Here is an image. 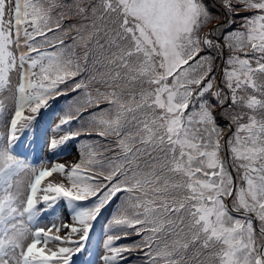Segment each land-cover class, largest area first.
<instances>
[{"label": "rangeland", "instance_id": "obj_1", "mask_svg": "<svg viewBox=\"0 0 264 264\" xmlns=\"http://www.w3.org/2000/svg\"><path fill=\"white\" fill-rule=\"evenodd\" d=\"M35 1L33 8L30 9L31 20H28L29 26L25 32L27 24L24 20L19 28L13 25L20 23V13L24 12L22 7L24 0H0V166L9 162L7 158L12 157L5 140L14 125L16 129L24 126L26 130L32 132L38 122V130L47 136L49 143L58 139L59 134L56 131H63L69 136L85 130L81 121L85 120L90 135L87 141L83 140L73 150L71 156L61 161H51L46 166L45 172L48 176L38 188L37 202L49 200L58 203L62 206L64 216L62 215V221L52 229L49 227L52 226L50 222L46 224L44 231L50 237V241L35 248L32 251L33 256L47 262L48 259L56 258L60 263H69L80 247L78 242L87 235V229L83 225H91L93 217L99 211L105 210L101 217L106 218L108 230L99 249L98 264H166L168 254L161 251L156 242L165 231L164 215L168 213L172 218L174 213H183V207L187 204L190 217L193 218L194 213L199 223L197 226L191 224L189 227H198V231L194 232L188 228L174 231L168 247L171 254L181 255L186 252L190 242H198L211 249L207 252L198 251L197 264H264V206L259 211H257L259 208L253 206V202L255 204L260 202L259 197L253 196V202L248 198L241 186L240 171L232 158L224 160L234 179L227 180L219 176L223 155H217V150L209 145H207L209 149L200 148L198 142L189 138L184 129L187 109H196L198 103L201 106H209L210 101L216 104L214 99H210L212 94L216 99H220H217L220 105L226 100L223 91L217 90L219 68H224L228 75L226 79L233 85L235 92L239 91L242 94L248 91L243 86L253 83L254 67L264 65V60H261L264 59V55L261 56L264 54V13L260 14L262 6L257 8L256 5H251V8H244L252 1L247 0L244 4L237 3L240 6L236 8L232 7L233 13L237 15L244 16L253 12L245 20L248 29V51L251 56L228 50L226 60L218 64V70L213 74L214 79L209 83L207 96L199 93L192 103L193 97H190L189 101L186 99L183 104H179L178 93L182 90V84L178 70L190 62L186 55V51L192 47V40L189 37L202 19V5L209 11L211 3L206 0H104L105 7L109 6L112 14L113 8H116L117 12L119 10L124 12L121 18L115 16L119 24L116 28V36L119 39L117 43L121 50L115 56L116 65L112 66L115 70L113 79L109 72H106L105 77L103 70L97 74L95 71L98 65H93L86 76L90 83L85 81L83 83L84 91L89 88L92 93L85 94L82 91L66 98H58L55 108L44 118L40 120L38 118L28 126L26 124L30 119L33 120V113L48 107L49 99L59 90L65 91L69 88L62 84L60 88L55 89L54 86L58 82L54 80L60 81L58 78L61 70L70 76L68 65H75L77 48H86L88 45L78 42L73 50L66 47V51L58 49L51 51L53 54L51 60L37 58L38 63L34 72L36 80L39 81L36 91L37 102L33 103L28 113L24 108L26 116L16 117L21 109L19 99L24 96L22 85L20 86L23 75L21 68L28 67L25 65L24 56L29 54L28 52L37 51L40 47H55L43 29L52 28L54 25L52 11L56 7L51 11V0ZM76 1L78 5L83 3L80 0ZM217 1L220 5L228 3L231 5L230 1L233 0ZM119 5H122V9ZM46 15L49 16L45 24L41 27L37 25L38 20ZM224 16L229 18L225 21ZM98 17L99 12L96 14V18ZM230 17L231 13L222 12L220 9L215 10L212 17L206 13L205 19L210 18L216 24L213 28L207 27L212 30L210 38L212 42L225 35L224 31L230 27ZM238 17L236 21H243L240 16ZM21 18L23 19V15ZM36 25L37 28H42L40 34L45 36L39 45L32 40ZM231 26L233 27V24ZM122 27L128 28L130 34L126 36L121 30ZM98 28L101 29V25ZM256 51H259V54ZM194 52L197 55L200 53ZM205 54H210L214 60L216 59L214 53ZM249 58L255 62L249 61ZM89 65L84 67L87 68ZM97 78L101 82L95 81ZM106 81H109V86ZM32 83L29 82L28 86ZM117 83L125 85L119 96L129 97L131 100L129 105H124L126 109L128 111L138 109L142 139L168 145L167 158L178 175L176 179L182 181L177 183L173 178L171 190H177V193L170 200H163L165 211L159 212L154 219L153 209H149L152 205L150 196L154 191L137 201V196L132 192L123 194L116 192V188L125 187V183L115 186L113 179L108 183L110 170L113 169L112 158L108 156L118 155V152L110 146L111 137L104 133L114 131L117 120L112 116V112L123 108V104H108L119 99L114 87ZM77 85L78 81L72 82V87ZM240 86L242 88L239 90ZM240 98L241 101L244 99L243 96ZM85 110L87 112L84 115L82 111ZM14 118L15 124L12 122ZM64 120L70 121L68 126L63 124ZM231 129L232 134H228L224 141L228 154L230 156L231 148L236 157L247 163L256 156V150L249 147L245 139L249 131L248 124L240 125L236 130L233 127ZM228 130L226 128V132ZM16 135V133L11 135L10 139H15ZM92 139L96 145L94 155L87 151L86 145ZM216 145H219L218 141ZM15 155L21 159V164H26L23 154ZM124 157L121 158L122 161ZM196 157L201 159L203 166L200 168H192L189 163ZM58 165L65 169H69L70 166L76 168L73 178L68 177L67 173L57 171ZM207 168H211L213 173L208 172ZM137 169L138 166H135L134 170ZM33 173L34 171L28 172L27 175L22 174L20 179L27 176V180L19 183L18 179L11 183L8 192L7 187L4 190L0 189V264H17L20 254L27 250V240L31 239L30 227L23 216L22 204L28 194ZM157 173L158 171L151 167L150 172L144 177V183L148 179L154 180ZM235 178H238L237 182ZM53 187L57 191L51 194L50 189H54ZM59 187L71 193L77 204L84 203L86 206L79 220L70 221V215L64 205L65 198L61 196ZM258 188L264 193V185H259ZM230 189L232 194L226 197L225 192ZM87 198H90V203L84 202ZM224 206L236 215L244 216V219L224 215L222 218L227 219V222L222 227L218 226V214L226 211ZM142 215H145V219L141 218ZM54 220L52 218V224ZM240 221L242 227L239 225ZM147 223L150 230L146 232L144 227ZM239 227L240 232H236ZM220 229L224 233H221ZM225 232L231 233L226 237ZM192 233L194 235H191ZM146 251L148 252L144 255Z\"/></svg>", "mask_w": 264, "mask_h": 264}, {"label": "trees", "instance_id": "obj_2", "mask_svg": "<svg viewBox=\"0 0 264 264\" xmlns=\"http://www.w3.org/2000/svg\"><path fill=\"white\" fill-rule=\"evenodd\" d=\"M83 3L78 5L76 0H51V11L53 8V19L52 23L54 24L52 28H45V35L48 36V40L53 42V47L48 48L49 57H53L51 51L56 49L61 51H66V47L70 50H73L77 47L78 42L88 44L86 48H77L76 50V60L75 65H68L74 70L73 76H67L62 73V70L59 74V80L57 85L54 86L55 89H58L62 84H66L67 88L65 91L59 90L54 97L56 99L66 98L74 93L84 92L92 93L91 89L84 91L83 83L89 82L88 73L91 71L93 65H98L96 67V73L100 71H105L114 77L113 65H116L114 62L116 54L121 50L118 46L119 39L117 38V29L119 24L116 21V17L121 18L124 14L121 10L117 12L116 8H113V14L110 12V8L105 7L104 0H80ZM195 1V0H193ZM211 3V8L209 11L205 10L203 5V16L198 23L197 29L190 35L192 40V47L186 51V55L189 58L187 64L181 66L178 72H180V82L182 84V90L178 93V103L183 104L187 99L189 101L190 97H193L191 103L195 100L196 96L200 93L202 96H207V89L210 87V82L214 79L213 74L218 70V64L223 63L227 58V51L230 50L233 52H240V54L251 56L248 51V42H247V21L246 17L252 14L247 15H237L233 13L232 9L244 4L247 0H235L230 1L231 5L222 4L217 0H206ZM35 0H30V9H32L35 4ZM216 2V4L214 3ZM251 5H256L257 8H263L262 13H264V0H252L249 5H245L244 8H251ZM122 9V5H119ZM233 7V8H232ZM79 8V9H78ZM132 9V8H131ZM220 9L222 12L231 13V23L229 29L225 30V35L221 36L220 39L212 40L211 34L212 30H209L207 27L213 28L216 26L215 23L209 18L205 19L206 13L212 14L215 13V10ZM99 12V17L96 18V14ZM257 12V11H254ZM127 15V13L125 14ZM46 15L38 20L40 27L42 24H45V21L48 20ZM116 16V17H115ZM240 16L243 21H236ZM96 18V19H95ZM223 20H227L229 17L224 16ZM233 24V27L231 26ZM101 25V29L98 27ZM38 28L40 33L42 28ZM35 28L34 30H36ZM122 31L126 34L129 33L128 28H121ZM228 33V34H227ZM62 34V37H61ZM107 41H109L107 43ZM66 45V46H64ZM220 50V52L214 51ZM194 51H200L197 55ZM214 53L216 59L210 55L205 54ZM259 54V51H256ZM262 54L261 56H263ZM47 56V55H45ZM187 59V58H186ZM249 61L255 62L252 58L248 59ZM264 60V59H261ZM91 64L89 65L88 64ZM84 65H89L87 68ZM253 83L247 84L245 87L246 92L240 93L239 91L235 92L233 85L228 83L224 68H219L218 77H217V90L223 91L224 98L226 99L222 105L218 102L214 94L210 95V99H214L217 103L213 104L210 101L209 106H201L199 103L197 108L194 110H188L187 117H185L184 129L186 135L196 140L200 148H208L209 146L217 150V155L222 154L221 158L222 166L219 168V176L225 177L227 180H231L233 176L231 175L230 169L226 165L224 158H232L236 168L240 171V180L242 189L245 190L246 195L252 201L253 196H257L260 199L258 204H255L253 201V206L259 211L264 206V193H261L259 190V185H264V65L258 67L256 65L253 69ZM206 76V78H204ZM99 80L98 78L95 79ZM116 80V79H114ZM78 81L77 87H72V82ZM100 81V80H99ZM101 82V81H100ZM109 86V81H106ZM33 85H37V82H33ZM98 86V85H97ZM115 87V92L119 96L120 91L125 85H119L117 83ZM206 88V90H204ZM242 87H239V90ZM110 91V89H109ZM219 93V92H218ZM240 96H243L244 99L241 101ZM237 97V99H235ZM220 100V99H219ZM245 101V102H244ZM131 100L129 97L119 96V99L108 102V104H123V108L117 112H112V116L115 117L116 126L113 132L104 133L111 137L110 146L118 152V155L108 156L112 158L113 169L110 170V178L108 183L115 180L114 185L119 186L122 183H125L131 189L134 196H137V201L142 199L144 195L151 193L152 191L156 192L150 196L152 205L149 206V209H153L152 218L154 219L159 212L165 211L163 205L165 202L163 200L171 199L177 190H171V182L174 178V181L181 183V179H176L178 175L172 168V164L167 158L168 145L164 143H157L149 139H142L141 125H140V114L136 110L128 111L125 104L129 105ZM190 103V104H191ZM244 105V106H243ZM86 110L82 111L85 115ZM85 130L79 131L78 135H82L83 140L87 141L90 133L87 130V122L81 120ZM188 124V125H187ZM248 124L249 131L245 135L247 140V145L256 150V156L252 158L247 163L241 160L239 157H236L233 153V150L230 148V156L227 151V146L225 145V139L228 137V134H232V127L236 128L240 125ZM226 128L229 129L226 132ZM76 135V134H75ZM219 145H216L217 141ZM87 150L92 155L95 154L96 145L94 140L86 143ZM124 157L122 161L121 158ZM219 158V157H218ZM217 158V159H218ZM200 160V161H199ZM192 168L200 166L202 167L201 159L196 157L190 162ZM138 166L137 170H134V167ZM153 167L154 170H157L155 179H148L144 183V177L150 172V168ZM208 172L213 173L211 168H207ZM179 172V171H177ZM126 179L128 182H126ZM234 179V178H233ZM238 178H235L237 182ZM158 186L156 187V185ZM156 187V189H155ZM178 187V186H177ZM183 188V187H182ZM184 191V188L182 189ZM232 192V189L226 190L225 196ZM222 214H218V226L222 227L227 222V219H223L224 215H228L232 218L244 219V216L236 215L231 212L229 209H226ZM76 208V207H75ZM188 205L185 204L183 207V213H174L173 217H169L168 213L164 215V226L165 231L161 238L156 239V242L159 245L161 251H168V247L171 243L170 239L174 235V231L181 230L184 228L193 229L192 231L197 232L198 227L191 228L189 225L197 226L195 219V214L192 213L193 218L190 217L188 212ZM142 219H145V215L141 216ZM153 224V223H152ZM239 225L242 227V221L239 222ZM237 227V226H236ZM146 232L150 230L149 223L144 227ZM167 228V230H166ZM239 230L236 232H240ZM221 233H224L220 229ZM235 232V233H236ZM104 231H97L96 235L101 236ZM231 233V232H230ZM230 233L225 232L227 237ZM191 235H194L193 233ZM190 235V236H191ZM161 239V241H159ZM191 244L187 248L186 252L173 258L172 264H197L198 251L207 252L211 248L205 247L198 242H190ZM145 249V248H143ZM143 249H139L143 250ZM148 251L144 253L147 254ZM170 257H168L166 264H170Z\"/></svg>", "mask_w": 264, "mask_h": 264}, {"label": "bare ground", "instance_id": "obj_3", "mask_svg": "<svg viewBox=\"0 0 264 264\" xmlns=\"http://www.w3.org/2000/svg\"><path fill=\"white\" fill-rule=\"evenodd\" d=\"M33 131H34V129H33ZM30 154V153H29Z\"/></svg>", "mask_w": 264, "mask_h": 264}]
</instances>
